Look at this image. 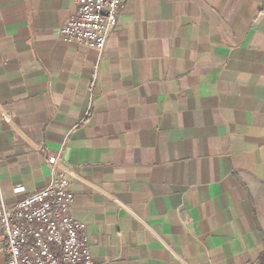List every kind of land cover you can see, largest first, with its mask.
I'll use <instances>...</instances> for the list:
<instances>
[{
    "label": "crops",
    "instance_id": "0c3cea01",
    "mask_svg": "<svg viewBox=\"0 0 264 264\" xmlns=\"http://www.w3.org/2000/svg\"><path fill=\"white\" fill-rule=\"evenodd\" d=\"M75 7L0 0L5 203L58 154L94 264H262L264 0H128L101 60Z\"/></svg>",
    "mask_w": 264,
    "mask_h": 264
},
{
    "label": "built area",
    "instance_id": "2783aa9c",
    "mask_svg": "<svg viewBox=\"0 0 264 264\" xmlns=\"http://www.w3.org/2000/svg\"><path fill=\"white\" fill-rule=\"evenodd\" d=\"M73 1L75 11L59 35L63 41L95 50L101 60L128 0ZM97 75L96 69L90 90ZM13 117L7 110L0 120L10 121ZM61 168L57 154L50 163L47 185L12 206L5 203L0 189V252L6 264H94L85 225L72 215L74 196ZM13 193L22 194L24 188L17 186Z\"/></svg>",
    "mask_w": 264,
    "mask_h": 264
},
{
    "label": "trees",
    "instance_id": "16d2710c",
    "mask_svg": "<svg viewBox=\"0 0 264 264\" xmlns=\"http://www.w3.org/2000/svg\"><path fill=\"white\" fill-rule=\"evenodd\" d=\"M263 263H264V262H263ZM263 263H262V264H263Z\"/></svg>",
    "mask_w": 264,
    "mask_h": 264
}]
</instances>
